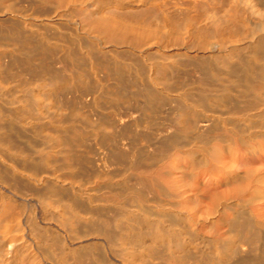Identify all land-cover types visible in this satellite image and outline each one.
<instances>
[{
	"label": "bare ground",
	"instance_id": "6f19581e",
	"mask_svg": "<svg viewBox=\"0 0 264 264\" xmlns=\"http://www.w3.org/2000/svg\"><path fill=\"white\" fill-rule=\"evenodd\" d=\"M0 264H264V0H0Z\"/></svg>",
	"mask_w": 264,
	"mask_h": 264
}]
</instances>
